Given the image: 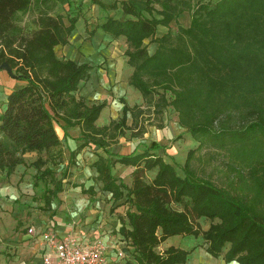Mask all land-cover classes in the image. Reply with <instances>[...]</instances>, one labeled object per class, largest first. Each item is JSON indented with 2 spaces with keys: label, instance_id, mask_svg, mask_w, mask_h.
I'll use <instances>...</instances> for the list:
<instances>
[{
  "label": "trees",
  "instance_id": "trees-1",
  "mask_svg": "<svg viewBox=\"0 0 264 264\" xmlns=\"http://www.w3.org/2000/svg\"><path fill=\"white\" fill-rule=\"evenodd\" d=\"M59 1L0 0V63L6 62L21 82L8 93L0 114V176L25 164V152L36 151L29 165L36 168L34 183L45 177L52 183L43 193L48 208L75 156L72 151L58 179L46 166L65 160L55 129L59 121L79 126V148L88 143L107 147L126 128L139 135L142 116L150 110L160 118L171 106L179 126L196 143L186 153L182 176L154 153L166 147L155 140L140 152L136 145L128 153L109 152L92 163L101 189L113 199L122 198L126 190L128 206L119 230L137 263L184 264L189 251L156 247L169 236L192 235L200 236L206 252L225 263L264 264V0L197 5L190 0H143L150 17L132 0H121L122 10L134 18L107 17L98 28L125 37L127 62L133 67L128 83L141 93L144 107H130L120 97L118 120L100 127L95 121L106 101L87 105L75 96L93 66L55 51L56 45L68 43L78 18L55 13ZM90 2L101 8L117 6L116 1ZM30 10L35 12L33 28L26 31L17 14ZM183 11H190L187 27L177 21ZM158 25L167 30L155 36ZM147 38L156 44L152 54L144 43ZM155 126L163 127L162 122ZM115 163L133 167L130 185L112 175ZM153 169V177L146 180L145 172ZM81 191L93 192L82 186ZM201 217L209 220L206 229L198 223Z\"/></svg>",
  "mask_w": 264,
  "mask_h": 264
},
{
  "label": "crops",
  "instance_id": "crops-1",
  "mask_svg": "<svg viewBox=\"0 0 264 264\" xmlns=\"http://www.w3.org/2000/svg\"><path fill=\"white\" fill-rule=\"evenodd\" d=\"M77 1L81 3V6L88 9V14L92 19L97 21V18H99V21L95 22L91 28V25H85V22H82L81 28L78 29L76 25L80 20L79 16L70 33L68 43L56 45L55 51L57 52L60 49L61 52H57L58 55L78 62H88L93 66L90 70L89 78L79 83L75 96L77 98L82 97L87 105L103 100L106 101V105L101 109L95 121L97 126H105L111 121L118 120L122 108V103L119 101L120 97L124 98L130 107L133 105L144 107L142 105L143 98L141 93L128 83L133 67L127 62L128 57L125 54L127 43L125 37L123 35L114 37L98 28L107 17L124 20L127 18L133 19L134 16L122 10L119 4L121 0H102L106 5L116 1L117 6L115 8H110L109 6L101 8L98 4L91 3L90 0ZM190 1L192 5H197L203 2L214 3L216 0ZM132 2L138 11L146 17H150L144 10L145 3L143 0H132ZM65 3L66 9H68V1H65ZM154 7L156 9L159 8L157 5ZM60 10L62 14L65 13L62 9ZM56 11H58L57 8L55 9ZM153 15L159 17L156 13H153ZM180 19H183V25ZM190 20V11L181 12L177 18L178 23L184 27L189 25ZM83 24L87 26L86 29L89 31V34L85 35L86 31ZM166 30L167 27L158 25L155 30V36H160ZM144 43L146 44L147 52L152 54L156 48V44L149 42L148 38L144 40ZM76 47H78L80 53H77ZM20 85L21 82L14 79L5 69H0V114L3 111L8 93ZM107 110L109 112L105 114ZM131 123L132 117L128 112L126 125L130 127ZM173 123L181 131H184L177 123V118ZM139 124L140 121L138 122ZM163 127H151V129L155 128L158 135L162 137L165 130ZM55 129L63 144L65 160L56 166L57 168L53 167L50 163L46 166L50 167L54 172L58 171L59 175V171L65 169L72 151H75V156L73 159L74 163L67 168V175L62 178L61 190L51 196L48 208L44 205V212L48 216L36 215V207L44 203V199L42 198L44 190L52 188L49 177L38 179L34 183L36 168L29 164L37 158L38 153L36 151L25 152L23 154L25 164H18L14 171L6 177L0 176V264H42V255L44 253L52 254V252L39 244L38 237L40 231L49 228L55 231L57 235L73 234L77 239L84 242H91L95 239L101 240L105 245L104 264H130L131 262L138 264L136 253L130 246L128 238L119 230L121 226L120 217L125 212H122L121 208L123 205H120V203L121 201H125L126 190H123L122 198L113 199L110 192L101 189V184L96 179L97 173L92 163L97 160L98 156L103 158L109 157V152L124 154L132 151L138 142H143V137L137 138L135 144L125 152L122 151L123 149L115 151L114 148L118 144L126 146L127 142H129V140L126 141V138L124 142L110 144L107 147H99L88 143L79 148L78 146L83 141L79 138L81 135L79 126H69L59 121L55 125ZM151 133H154V131ZM121 137L117 136V139ZM132 139L134 141L135 138ZM152 140L164 144V138L160 140L155 137ZM124 148L126 149L127 147ZM136 150L140 152L138 151L139 148ZM160 150L162 151V149H159L155 150L154 153L160 155ZM80 158H85V162ZM115 165L121 164L115 163L112 165V175L117 177V180L121 179L126 185H130L133 167L121 165L128 169L131 167L126 180L123 175L114 173ZM60 177H57L55 174L56 179ZM45 182L48 186L44 188ZM81 186L84 189L92 187L93 192L84 193L81 191ZM89 201L95 202L90 206L87 205ZM109 201H111V206H115L114 211L119 212L120 215L119 213L117 215L110 213L108 208ZM32 207H34V211ZM125 208L127 209V206ZM28 211H32L33 215L26 225V232H22L19 230L20 227L16 229V225L22 218L24 219ZM29 226L34 227L35 235L27 232V227ZM126 227L129 228L128 225ZM191 236H169L160 242L156 249L157 251H163L168 246H174L189 251L184 264H219L216 263L218 257L208 254L205 250L206 245L201 243V241L198 242V237ZM183 238L189 239L183 242ZM180 241L182 244H180ZM119 252L122 253L121 256L118 255ZM226 264L238 263L231 261Z\"/></svg>",
  "mask_w": 264,
  "mask_h": 264
},
{
  "label": "rangeland",
  "instance_id": "rangeland-1",
  "mask_svg": "<svg viewBox=\"0 0 264 264\" xmlns=\"http://www.w3.org/2000/svg\"><path fill=\"white\" fill-rule=\"evenodd\" d=\"M65 1H68V3H70V8L66 9ZM56 8L58 9V11H56L55 13L62 14L61 13L62 11L60 10V9H62L65 12L64 14H62L64 16H66L67 13L78 14V17L80 16V18H79L80 20L78 21V23L76 25V28H78V29L81 28L82 22L83 23L85 22V25H87V24L91 25L90 26V28H91L95 24V22L99 21L98 20L99 18H97V21L92 19V17H90L89 14H88V9L83 7V6H81V3H79L77 0H61V1H59L56 4L55 9ZM55 9H54V11H55ZM34 15H35V12L32 11V10L26 11V12H21V13L17 14V19L19 21V24L23 25L26 31H29V30H31L33 28V24H32L31 19L34 17ZM84 15L85 16L87 15V16L85 17ZM180 18H181V16H180ZM180 22L183 25V23H184L183 19H180ZM85 25L83 24L84 30L86 31L85 32V35H86V34H89V31L86 29L87 26H85ZM76 48H77V51H78L77 53H80V50L78 49V47H76ZM57 52L60 53L61 50L58 49ZM79 58H80V56H79ZM12 72H13V70H12ZM108 112H109V110H107L105 112V114H108ZM149 112L150 113H149L148 116H142V117L145 118L142 121V125L140 126V130H142V132L139 135L133 136V135H131V130L126 128L124 130V134H123L124 136L122 135L121 138H118L115 143L124 142L125 138H126V141L129 140V142H127L126 146H121V144L116 145L114 150L115 151H120V150L123 149L122 151H124V152L128 151L129 148H131L132 145L135 144V140L142 136L143 139H144L143 142H138V144H137V149L139 148L138 151H142L144 149V146L149 145L153 141L152 140L153 138L156 137L157 139H160V140L164 138L163 143H164V145L166 147L164 149H162V151L160 150L159 153L163 157V159L166 162L171 163L173 165V167L175 168L176 172L180 176H182L183 175L182 165H183L186 153H187L189 148L194 147L196 145V143L193 142L194 139L191 137V135L188 132H186V131H182L181 132V130L174 125L173 122L176 120L177 115H176V112L172 109L171 106H168V107H166L163 110V113L160 115V118L157 117L151 110ZM159 122H162V125L164 126L163 128L165 129L164 132H163L164 135L162 137H160L158 135V132L155 129V128H157L155 126V124H157ZM151 127H155V128L151 129ZM152 131H154V133H151ZM178 134H180V136H177ZM150 136L152 137V139H151ZM132 138H135L134 141H133ZM115 143H112V144H115ZM124 147H127V148L125 149ZM136 152H137V150H136ZM81 160L85 162V158H82ZM195 164L197 166V162ZM129 169H131V167ZM129 169L127 167H124V166H121V165H115L114 166V173L117 174V175H123L125 177V179H126L127 175L129 174ZM62 172H63V169H61L59 171V175H58V171L55 172V174L58 177V176H61ZM154 173H155V169L150 170V171H146L145 172L146 180H150L153 177ZM46 186H48V185H46V182H45L44 183V188ZM94 202L95 201H89V202H87V205L91 206ZM109 202H110V204H109L108 208H109L110 213H112L114 215H117L119 212H115L114 211L115 206L114 207L111 206V201H109ZM42 203H43V199H42ZM120 205H123V207L121 209H122V212H124L125 209H126L125 207L128 206L127 202L126 201H121ZM33 208L34 207H32V209ZM36 208H37L36 209V215H47L44 212V210H45L44 203L42 205H40V206H37ZM33 211H34V209H33ZM32 215H33L32 211H28L27 214L25 215L24 219L22 218L18 222V224L16 225V229L18 227H20V229H19L20 231L26 232V225L29 222V220L32 218ZM119 215H120V213H119ZM198 223H199V225H200V227L202 229H206L208 224H209V220L207 218L201 217V218L198 219ZM197 237H198L197 238L198 242L201 241V243H204L200 236H197ZM188 239L189 238H183V242L187 241ZM180 244H182V242ZM216 263L226 264L222 260L221 257L217 258ZM130 264H136V263L131 262Z\"/></svg>",
  "mask_w": 264,
  "mask_h": 264
},
{
  "label": "built area",
  "instance_id": "built-area-1",
  "mask_svg": "<svg viewBox=\"0 0 264 264\" xmlns=\"http://www.w3.org/2000/svg\"><path fill=\"white\" fill-rule=\"evenodd\" d=\"M27 232L35 235L33 226ZM39 244L52 254H43L42 264H104L105 245L99 239L84 242L73 234L57 235L51 228L39 232ZM122 255L121 252L118 253Z\"/></svg>",
  "mask_w": 264,
  "mask_h": 264
},
{
  "label": "water",
  "instance_id": "water-1",
  "mask_svg": "<svg viewBox=\"0 0 264 264\" xmlns=\"http://www.w3.org/2000/svg\"><path fill=\"white\" fill-rule=\"evenodd\" d=\"M0 69H5L10 75L14 77L12 69L9 67V65L6 62L0 63Z\"/></svg>",
  "mask_w": 264,
  "mask_h": 264
}]
</instances>
